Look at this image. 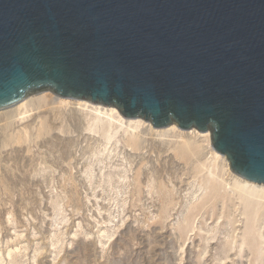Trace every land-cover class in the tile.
Masks as SVG:
<instances>
[{
  "label": "rangeland",
  "instance_id": "obj_1",
  "mask_svg": "<svg viewBox=\"0 0 264 264\" xmlns=\"http://www.w3.org/2000/svg\"><path fill=\"white\" fill-rule=\"evenodd\" d=\"M79 107L48 91L0 111V264H264V189L211 132L153 141Z\"/></svg>",
  "mask_w": 264,
  "mask_h": 264
},
{
  "label": "water",
  "instance_id": "obj_2",
  "mask_svg": "<svg viewBox=\"0 0 264 264\" xmlns=\"http://www.w3.org/2000/svg\"><path fill=\"white\" fill-rule=\"evenodd\" d=\"M48 91L210 131L264 185V0H0V111Z\"/></svg>",
  "mask_w": 264,
  "mask_h": 264
},
{
  "label": "bare ground",
  "instance_id": "obj_3",
  "mask_svg": "<svg viewBox=\"0 0 264 264\" xmlns=\"http://www.w3.org/2000/svg\"><path fill=\"white\" fill-rule=\"evenodd\" d=\"M62 99H64V98H62ZM69 100H72V99H69ZM76 101H78V105L80 106L79 107L80 109L90 107L92 112L97 113L98 116L102 115V116L108 118V120L112 121L111 122L112 124L117 122L116 125L118 124L119 127H126L133 134H143L144 136L147 135V137L151 136L153 138V141L155 140V138H168L170 140L169 142L171 143V142L175 141L176 139L177 140L179 139V140H181V142H183L182 140H184L185 143H188V144L190 143L189 146H192V144H191L192 139L195 140V138H197V139L198 138H204L203 142H206L210 147V144H209L210 143V131L200 132L196 128L190 129L191 131L190 130H182L178 127L177 124H173L167 128L158 129V128H155L152 125V123H150L144 119H141V118H138V119H126V118H124L122 116V114L120 113V111L114 106L95 104V103H92L88 100H76ZM22 102L24 104V101H22ZM22 102H21V104H22ZM89 102L92 103V105L89 104ZM118 126L116 128H118ZM177 128H179L182 131H188V132L186 134L182 133ZM151 130H153L155 133H153ZM192 134H195V136L194 135L190 136ZM211 143H212V139H211ZM212 148H213V146H212ZM214 154L218 157L220 156V154L217 153L215 150H214ZM226 166H228V165H226ZM232 177L235 180L241 182L240 185L245 186V188L250 190V193L254 194L255 191L259 192L258 191L259 189H261V190L264 189V185H260V184H256V183L247 181V180L235 175L234 173H232Z\"/></svg>",
  "mask_w": 264,
  "mask_h": 264
}]
</instances>
